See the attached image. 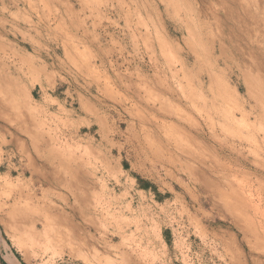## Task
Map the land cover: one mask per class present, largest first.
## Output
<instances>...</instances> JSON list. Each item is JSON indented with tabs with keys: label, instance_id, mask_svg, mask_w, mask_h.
Wrapping results in <instances>:
<instances>
[{
	"label": "rangeland",
	"instance_id": "obj_1",
	"mask_svg": "<svg viewBox=\"0 0 264 264\" xmlns=\"http://www.w3.org/2000/svg\"><path fill=\"white\" fill-rule=\"evenodd\" d=\"M263 213L264 0H0V264H264Z\"/></svg>",
	"mask_w": 264,
	"mask_h": 264
},
{
	"label": "bare ground",
	"instance_id": "obj_2",
	"mask_svg": "<svg viewBox=\"0 0 264 264\" xmlns=\"http://www.w3.org/2000/svg\"><path fill=\"white\" fill-rule=\"evenodd\" d=\"M258 67V66H257ZM259 70V69H258ZM262 72V71H261ZM147 122V121H146ZM143 123V122H142ZM262 130V129H261ZM150 131V130H149ZM161 139V138H160ZM164 145H166L167 146V149L168 148H170L169 146H170V142H169V140L167 141V142H165V144ZM165 146V147H166ZM72 171V170H71ZM81 188V187H80ZM11 190V189H10ZM260 194V193H259ZM239 196V195H238ZM263 196V195H262ZM252 197V196H251ZM259 197V196H258ZM11 198H13V197H11ZM261 198V197H260ZM259 198V199H260ZM10 199V197L8 198V200ZM254 199V198H253ZM7 200V201H8ZM12 201H14V203H13V205H12V207L10 208V213H11V219H12V223H13V225H15V228L16 227H19L21 224H23V223H26V222H28V221H32L33 223H34V226H35V219L37 218V217H32V216H27V214H26V211H24V206H25V201H24V198H23V196H22V194H19V195H16V196H14V198H13V200ZM260 201V200H259ZM7 203V202H6ZM12 203V202H11ZM254 203V202H253ZM256 203V202H255ZM258 204V203H257ZM255 205V204H254ZM257 206V205H256ZM255 206V207H256ZM261 206V205H260ZM248 207V206H247ZM250 207V206H249ZM254 207V206H253ZM259 207V206H258ZM252 208V207H251ZM250 209V208H249ZM253 209V208H252ZM262 209V208H261ZM251 210V209H250ZM245 212V211H244ZM254 212V211H253ZM257 212V211H256ZM261 213V212H260ZM78 214V213H77ZM259 214V213H258ZM264 214V213H263ZM77 216H81L80 215V212H79V214L77 215ZM255 216V215H254ZM48 217V216H47ZM10 220V219H9ZM22 227V226H21ZM78 227V226H77ZM76 228V227H75ZM45 230V229H44ZM79 230V229H78ZM257 230V229H256ZM18 231V230H17ZM78 235H79V233H78ZM32 236V235H31ZM34 236V235H33ZM77 240H80L79 238H76ZM82 240V239H81ZM81 240L79 241V243H81ZM78 243V245H80ZM83 243H85V242H83ZM83 245V244H82Z\"/></svg>",
	"mask_w": 264,
	"mask_h": 264
}]
</instances>
